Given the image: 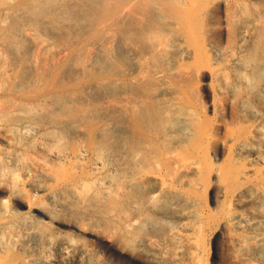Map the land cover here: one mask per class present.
I'll use <instances>...</instances> for the list:
<instances>
[{
  "label": "bare ground",
  "instance_id": "6f19581e",
  "mask_svg": "<svg viewBox=\"0 0 264 264\" xmlns=\"http://www.w3.org/2000/svg\"><path fill=\"white\" fill-rule=\"evenodd\" d=\"M203 247L264 264V0H0V264Z\"/></svg>",
  "mask_w": 264,
  "mask_h": 264
},
{
  "label": "rangeland",
  "instance_id": "374dc122",
  "mask_svg": "<svg viewBox=\"0 0 264 264\" xmlns=\"http://www.w3.org/2000/svg\"><path fill=\"white\" fill-rule=\"evenodd\" d=\"M201 100H202L201 103H202V107H203V109H202L203 112L202 113L207 114L211 118V120L213 122V125L211 127V132H213V135H214L213 137L215 139H217V138H220V137L224 136V132L221 129V127H218V124L221 121H228V118L226 116V112L223 109H221L218 113L212 114L209 111V108L207 106L206 100L205 99H201ZM209 182L211 184H215L216 183L215 178L212 175H210V177H209ZM204 200H205V204L203 206L208 207V206L212 205V200H211V196L209 195V193L206 194ZM66 218H68V217H66ZM92 243H93V241H92ZM93 246H94V248H97L95 245H93ZM203 248H204V252L198 258V261H199L200 264H210L209 263V258H208L209 256H208L207 251H206L207 248L206 247H203ZM99 255H101V257L104 258L103 254L99 253Z\"/></svg>",
  "mask_w": 264,
  "mask_h": 264
}]
</instances>
